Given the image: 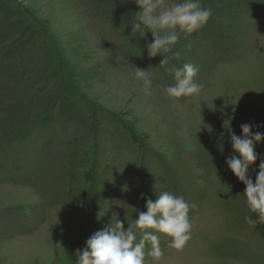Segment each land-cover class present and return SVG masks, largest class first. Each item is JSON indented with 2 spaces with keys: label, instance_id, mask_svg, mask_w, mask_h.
I'll return each instance as SVG.
<instances>
[{
  "label": "rangeland",
  "instance_id": "rangeland-1",
  "mask_svg": "<svg viewBox=\"0 0 264 264\" xmlns=\"http://www.w3.org/2000/svg\"><path fill=\"white\" fill-rule=\"evenodd\" d=\"M8 1L21 30L0 38L15 35L29 50L35 29L47 49L39 43L29 62L24 55L25 84L0 69V264H77L94 232L116 219L127 229L161 191L194 207L183 251L156 233L160 264H264V239L245 221L253 212L226 163L233 149L211 138L243 101L264 108V0H233L196 40L177 42L171 63L197 66L202 85L199 96L180 99L165 93L175 80L160 67L164 57L148 56L150 31L135 39L132 26L121 27L93 0ZM136 68L149 72L150 95ZM31 78L41 84L28 85ZM255 151L256 164L264 142Z\"/></svg>",
  "mask_w": 264,
  "mask_h": 264
},
{
  "label": "clouds",
  "instance_id": "clouds-1",
  "mask_svg": "<svg viewBox=\"0 0 264 264\" xmlns=\"http://www.w3.org/2000/svg\"><path fill=\"white\" fill-rule=\"evenodd\" d=\"M135 2L140 11L135 13L132 21V35L143 37L146 31L152 33L154 41L147 45L148 56H163L160 67L175 80L174 85L165 88L166 95L173 99L199 96L202 85L195 79L198 67L191 63L177 67L171 62L180 56L179 52L173 51L179 40L177 29L186 35L202 30L212 16L211 8L203 7L200 0H182L179 3L170 0ZM134 79L142 84L146 95L151 94L152 80L148 71L136 68ZM253 127L259 129L264 125L242 124V136L228 128L233 154L226 163L246 186V203L258 218L245 217V221L255 227L264 224V159L260 160L255 182L249 175V169L258 159L255 147L257 143L264 142V133L259 130L253 132ZM141 198H144L143 195ZM191 207L194 206H190L183 196L161 191L155 202L147 200V211L139 212L138 219L129 224L127 229L122 220L116 219L111 226L94 232L86 240V247L77 250V264H148L146 257L151 258L152 264H160L164 251L156 233L169 237L168 248L183 251L192 238ZM146 244L151 245L147 253Z\"/></svg>",
  "mask_w": 264,
  "mask_h": 264
},
{
  "label": "trees",
  "instance_id": "trees-1",
  "mask_svg": "<svg viewBox=\"0 0 264 264\" xmlns=\"http://www.w3.org/2000/svg\"><path fill=\"white\" fill-rule=\"evenodd\" d=\"M97 8L101 10L103 14L109 17V19L115 21L117 24L123 26H132L130 22V14L128 8L135 14L140 11L139 6L136 4L135 0H93ZM233 0H200V3L205 8H211L212 16L210 17L208 22H211V19L217 13L221 14L226 7H230V3ZM236 4H242L243 2H251L259 0H235ZM256 4V3H254ZM247 11V10H246ZM228 12V11H227ZM19 13L16 12L11 6L8 0H0V37L7 34L9 30H19L20 25L15 26V24H11L14 20H17L19 17ZM19 21V20H18ZM24 31L29 30V26H25L23 28ZM22 29V30H23ZM21 30V29H20ZM19 30V31H20ZM179 40L178 43L181 45L189 44L191 41L196 40L198 38V32H194L191 35H186L183 32H179L177 29ZM27 35L26 33H24ZM15 35H11V39H14ZM25 37V36H24ZM18 38V37H17ZM135 39H138V34L134 36ZM11 39L9 41H11ZM7 38H0V69H3L4 74L6 73L7 80H13L16 82H20V84H25L24 79H21V71L23 70V58L24 55L27 54L28 62L31 61L32 54L35 53V49L38 48L39 43H42V47L47 49L46 44L44 43L41 34L34 31L32 32V36L29 40V50L24 48V44L21 40H17L16 38L11 41L10 45ZM152 43V41H151ZM23 44V46H22ZM45 45V46H44ZM26 58V57H25ZM1 72V71H0ZM23 72V71H22ZM38 79L31 78V82H28V85L35 86L40 85ZM50 116V115H49ZM50 119V118H49ZM47 118L44 120L46 121ZM53 118L51 117V121L47 120L45 124L47 127L51 126L53 123ZM249 123L253 125H264V108L260 107L256 102L245 100L240 104V107L235 112H229L222 116L221 121L218 123L217 127L212 131L211 138L213 143L218 147L231 146V134L228 132V128L230 127L234 130L235 134L238 136H242L241 125ZM225 125V126H224ZM259 130L264 133V127H260L259 129L253 127V132ZM135 141L137 137L132 133ZM258 144V143H257ZM256 144V145H257ZM145 149V148H144ZM147 154H153V152L149 149H145ZM153 161H158V158H152ZM259 163H256L252 166L249 171V175L252 177L253 182H255L256 173L259 171ZM255 169L256 171H253ZM91 181V179L89 180ZM245 185L240 183L237 185L238 192L244 196ZM89 201L92 206H96V190L92 191L91 188L88 190ZM245 197V196H244ZM252 219H257L256 213H252ZM255 230L260 234V236L264 239V224H257L254 227ZM151 231V230H150ZM158 235V234H157ZM161 239V237L159 236Z\"/></svg>",
  "mask_w": 264,
  "mask_h": 264
},
{
  "label": "bare ground",
  "instance_id": "bare-ground-1",
  "mask_svg": "<svg viewBox=\"0 0 264 264\" xmlns=\"http://www.w3.org/2000/svg\"><path fill=\"white\" fill-rule=\"evenodd\" d=\"M163 264H174V262L172 260H167V262L166 263H163Z\"/></svg>",
  "mask_w": 264,
  "mask_h": 264
}]
</instances>
